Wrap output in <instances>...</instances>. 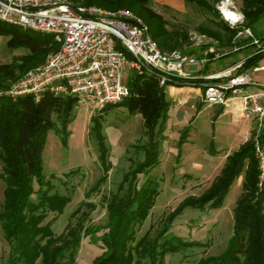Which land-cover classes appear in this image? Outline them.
Masks as SVG:
<instances>
[{"label": "trees", "instance_id": "trees-1", "mask_svg": "<svg viewBox=\"0 0 264 264\" xmlns=\"http://www.w3.org/2000/svg\"><path fill=\"white\" fill-rule=\"evenodd\" d=\"M185 1L197 3L208 12L214 11L203 0ZM148 3L149 0H84L79 5H98L108 10L127 8L144 21L151 38L160 48L170 50L174 47L169 45L172 33L164 29L165 21ZM238 12L244 17L243 24L239 26L230 27L221 20L217 23L209 20L216 29L197 25L196 30L199 34L215 40L220 39L221 30L227 33L226 43L231 44L237 32L244 28L254 32V23L264 17V0H241ZM0 35L8 37L5 43L7 48L21 47L28 51L26 55L18 57L17 66L20 70L27 69L38 62L42 55L55 51L58 47L51 34L23 29L1 20ZM247 39L245 46H253L251 40L248 37ZM256 39L260 42L264 35ZM263 55L264 51L255 48L241 61L239 71L254 68ZM0 72L11 77L13 71L10 65L0 64ZM199 82L200 80L180 84L173 82L172 85L198 86ZM126 88L127 96L115 105L125 107L128 113L139 115L141 131L147 134V141L139 170L129 174L131 178L127 180L126 192L118 197L112 195L105 201L107 223L100 236H93L85 231L79 220L73 225H66L59 234L52 232L50 219L43 221L48 212L61 214L69 200L68 195L49 193V185L43 178L40 162L45 132L54 128V121L50 117L55 114L61 125L59 132L62 139L65 138L68 132L66 127L72 121L71 111L75 99L70 96H56L47 90H43L37 99L31 95H20L14 100L4 96L0 98V179L4 183L0 230L9 250L4 264H75L73 252L83 235H88L89 242L99 241L102 248L101 253L92 258L91 264H160L165 253L177 252L183 247L197 244L196 240L189 241L174 235L165 236L163 232L166 227L152 237L147 234L138 239L134 237L136 226L146 219L147 212L158 194L157 184L149 176L137 186L136 174L141 170L151 169L158 162L159 139L163 138L162 125L167 118L166 111L170 104L165 99L164 86L158 85L157 74L131 72ZM115 105H105L98 110L97 115L89 117V134L98 148L97 161L100 166V177L93 184L96 186L105 180L110 166L106 159L104 136L100 133L101 114ZM263 135L264 131L259 139ZM250 138L244 140V144L230 154L220 173L202 194L197 197L189 195L181 200L178 208L169 217L168 222H171L183 207L202 209L208 203L209 208H218L231 180L240 174L243 160L248 158L242 191L235 207L233 229L227 244L219 255L207 256L197 264H264V187L259 190L256 185L258 170L256 159L250 154L253 151ZM33 180L37 184L35 190L32 187ZM261 184L264 186V182ZM33 192L37 195L32 201L30 196ZM88 193L87 191L85 195ZM79 204L83 202L80 201ZM87 206L92 208L91 204ZM77 211L78 207L70 216ZM84 216L82 213L81 218Z\"/></svg>", "mask_w": 264, "mask_h": 264}, {"label": "rangeland", "instance_id": "rangeland-1", "mask_svg": "<svg viewBox=\"0 0 264 264\" xmlns=\"http://www.w3.org/2000/svg\"><path fill=\"white\" fill-rule=\"evenodd\" d=\"M66 1L82 4L84 0ZM169 1L171 2L149 0L148 4L165 21L164 29L172 33L169 45L172 44L174 47L171 49H177L181 54L193 59L205 57L210 60L207 65L204 63L206 67L200 72L224 70L231 65L240 66L244 56L255 50L254 45L245 46L248 39L243 30L233 37L231 44L226 43L227 33L221 30L219 40L205 35L201 37L196 30L197 25L215 28L209 20L216 23L221 20L230 26L220 9L224 6L229 11L238 12L241 0L230 2L203 0L213 7L214 11L211 12L197 3L185 0L182 6L174 9ZM174 1L179 3L181 0ZM240 24L243 22H237L235 26ZM254 24V32L250 29L248 31L255 39L264 35V17ZM7 39L8 37L0 35V64L10 65L13 72L11 77L0 72V92L56 52L49 51L35 64L20 70L17 66L18 57L26 55L28 51L21 47L7 48L5 45ZM53 40L57 42L54 37ZM260 44H264V39ZM209 48L211 52H208ZM210 57L214 59L211 60ZM231 60L233 62H230ZM225 65L227 66L224 67ZM185 69L196 71L198 66L188 64ZM121 76V84L126 87L130 73L124 72ZM165 91V98L173 102L168 101L170 105L166 111L167 118L161 130L163 138L159 139L158 144V162L151 169L141 170L136 174L137 186L149 176L156 182L158 194L147 212L146 219L136 226L134 237L138 239L145 234L152 237L166 227L163 232L165 236L174 235L189 241L196 240L197 244L183 247L177 252L165 253L160 264H197L200 259L207 256L219 255L227 244L226 241L233 229L235 207L242 191L248 158L243 160L240 174L231 180L218 208H209L208 203L202 209L183 207L171 222H168L169 217L178 208L181 200L189 195L197 197L209 187L230 154L237 151L239 146L244 144V140L252 137L253 124L250 118L236 109L237 100L228 101L224 109L221 105L208 106L199 95L193 97V101L191 100L193 104L187 100L180 104L177 100L191 98L193 92L178 93L176 97L170 98L167 89ZM3 96L7 97L0 93V98ZM73 106L72 121L66 127L68 132L64 139L59 132L61 125L55 114H51L50 117L54 121V128L45 132L40 162L43 178L49 185V193L68 195L69 200L61 214L48 212L43 221L47 222L50 219L52 232L59 234L66 225H73L79 220L85 231L93 236H100L105 231L104 226L107 223L105 201L112 195L118 197L126 192L127 180L131 178L129 174L139 170V165L143 161L147 134L141 131L139 115L128 113L121 105L109 107L108 111L101 114L100 133L104 136L103 142L107 147L106 159L110 166L105 180L97 186L93 185L100 177V166L97 161L98 148L89 134L91 126L89 117L97 115L98 109L78 103ZM250 154L255 158L253 151ZM256 185L259 190L264 187L263 184ZM32 187L34 190L37 188L34 180ZM3 189L4 183L0 179V205L3 200ZM87 191L89 193L86 196ZM36 195L33 192L30 199L35 200ZM80 201L83 204H79ZM87 204H91L92 208ZM77 207L76 214L70 216ZM82 213L85 215L83 218ZM101 251L99 241L89 242L88 235H83L73 252V260L75 264H91L92 258ZM8 252V245L3 240L0 230V264H4Z\"/></svg>", "mask_w": 264, "mask_h": 264}, {"label": "built area", "instance_id": "built-area-1", "mask_svg": "<svg viewBox=\"0 0 264 264\" xmlns=\"http://www.w3.org/2000/svg\"><path fill=\"white\" fill-rule=\"evenodd\" d=\"M0 20L51 34L58 42L55 53L0 92L9 99L20 95L37 99L47 90L99 110L127 96L126 87L121 84L124 72L157 74L158 85L164 87L174 86L173 82L200 80L198 87L204 103L225 106L228 101L237 100V110L252 120L250 139L258 170L257 184L264 182V135L259 139L264 131V77L254 80L250 71H239L238 65L213 74H199L208 58L193 59L177 49L160 48L144 21L127 8L108 10L66 0H0ZM243 32L257 50L264 51V45L248 29ZM188 64H195L198 69L188 71ZM258 69L264 67L257 66L252 71Z\"/></svg>", "mask_w": 264, "mask_h": 264}, {"label": "crops", "instance_id": "crops-1", "mask_svg": "<svg viewBox=\"0 0 264 264\" xmlns=\"http://www.w3.org/2000/svg\"><path fill=\"white\" fill-rule=\"evenodd\" d=\"M169 3H171V5L173 6V8L174 9H177V8H179L180 6H182V3H183V0H181L179 3L178 2H176V1H174V0H171V2L169 1ZM253 27H255V24L253 25ZM199 36H201V37H203L204 35L203 34H200ZM215 41V40H214ZM211 49L209 48L208 49V51H210ZM249 55V54H248ZM248 55H246V56H248ZM246 56H244V58L246 57ZM211 58V60H213L214 58H212V57H210ZM228 59V58H227ZM226 59V60H227ZM212 62V61H211ZM230 62H233V60H231ZM230 62L229 63H227V65L228 64H230ZM208 63H210V60L209 61H207L205 64L207 65ZM203 65V66H201V68L199 69V74H201V75H205V74H213L214 72H216V71H219V70H221V69H219V70H213V71H210V72H200L203 68H205L206 67V65ZM227 65H225L224 67H226ZM234 65H231V66H229V67H233ZM257 66H261V67H264V55H263V57L260 59V60H258L257 61V63H256V66L255 67H257ZM248 71H250V75H251V77L254 79V80H261L263 77H264V70H261V69H258V70H256V71H252V68L251 69H249ZM167 89V94L169 95V97L171 98V97H176L177 96V94L178 93H181V94H184L185 92L187 93V92H189V91H191V92H193L192 93V96H191V98L189 97L188 99H185V100H177V102L178 103H185L186 102V100L187 101H189V102H191L192 104H193V97H195V96H197V95H199V97H200V93H201V88L200 87H198V86H183V87H179V88H176V87H173V86H171V87H169V86H165L164 87V95H166V90ZM247 90H252L250 87H247ZM166 100H167V98H165ZM192 100V101H191ZM167 101H170V102H173V101H171V100H167ZM225 107L223 106L222 107V109H224ZM236 109H237V106H236Z\"/></svg>", "mask_w": 264, "mask_h": 264}, {"label": "clouds", "instance_id": "clouds-1", "mask_svg": "<svg viewBox=\"0 0 264 264\" xmlns=\"http://www.w3.org/2000/svg\"><path fill=\"white\" fill-rule=\"evenodd\" d=\"M220 10L224 16V19L229 22L230 27H234L237 22L243 21L244 19L242 13L227 11L224 7H221Z\"/></svg>", "mask_w": 264, "mask_h": 264}, {"label": "bare ground", "instance_id": "bare-ground-1", "mask_svg": "<svg viewBox=\"0 0 264 264\" xmlns=\"http://www.w3.org/2000/svg\"><path fill=\"white\" fill-rule=\"evenodd\" d=\"M223 1H225V0H223ZM224 7V6H223ZM225 9L227 10V11H229L226 7H225ZM221 14H222V12H221ZM223 15V14H222ZM224 17V16H223Z\"/></svg>", "mask_w": 264, "mask_h": 264}]
</instances>
